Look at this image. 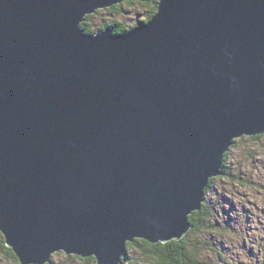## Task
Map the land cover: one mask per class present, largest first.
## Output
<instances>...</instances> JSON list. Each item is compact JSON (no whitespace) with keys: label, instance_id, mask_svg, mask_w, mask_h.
Segmentation results:
<instances>
[{"label":"water","instance_id":"1","mask_svg":"<svg viewBox=\"0 0 264 264\" xmlns=\"http://www.w3.org/2000/svg\"><path fill=\"white\" fill-rule=\"evenodd\" d=\"M148 1L0 0V231L20 264L179 239L234 138L264 133V0L79 28Z\"/></svg>","mask_w":264,"mask_h":264},{"label":"rangeland","instance_id":"2","mask_svg":"<svg viewBox=\"0 0 264 264\" xmlns=\"http://www.w3.org/2000/svg\"><path fill=\"white\" fill-rule=\"evenodd\" d=\"M125 3L128 2L122 4ZM101 17L103 15L91 21L95 22ZM115 18L125 23L128 30L134 28L143 19L141 16H136L128 7L116 12ZM233 142L224 159L233 178L228 177L227 180L223 175L213 177L205 188L208 204L203 203L202 208L206 206L214 212L212 221L206 226L204 222L198 223L195 226L200 229L199 233L196 236L188 235L193 234L192 227L186 236L192 237L193 240L196 238V241L202 243V251L197 248L199 263L206 256L212 258L214 264H264V133L249 137L242 135ZM226 165L223 164V167L225 168ZM197 216L198 214L194 217ZM130 243H127V247ZM55 252L49 254L51 264H97L91 261V258L86 259L88 263L79 255L69 256L64 252ZM218 255L221 259L215 260L214 256ZM119 261H124L123 264H135L136 254L127 248ZM0 264H20L16 257L10 256L1 236Z\"/></svg>","mask_w":264,"mask_h":264},{"label":"trees","instance_id":"3","mask_svg":"<svg viewBox=\"0 0 264 264\" xmlns=\"http://www.w3.org/2000/svg\"><path fill=\"white\" fill-rule=\"evenodd\" d=\"M124 7L130 8L136 16L143 17V19L140 20L138 24L135 25V27L138 26L140 23L149 22L156 15L158 10L156 0H149L146 3L128 2L125 4L111 7L109 9H104L103 11H98L93 15L87 16L85 20L82 22V28L88 33H95L100 29L103 28L105 29L106 27L112 28L114 30V33L117 34L128 32L130 30L127 29V25H125V23H122L117 18H115V13L122 10ZM99 15H103V17H101V19L99 20H96L95 22L91 21V19L96 18ZM224 165H226V160L224 161ZM223 176L227 177V180L228 177L233 178V174L231 177L230 171L226 167L225 168L223 167ZM207 202L208 201L206 200V204H208ZM213 213L214 212L211 211L209 208L203 206V208L200 211L192 215L190 217V222L193 227V234L190 233L188 235L196 236L199 233L200 229H197L195 225L204 222L206 226V224L212 221L211 218L213 217ZM196 214H198V216L194 217ZM0 236L3 242L6 243V241L3 238V235L0 234ZM191 238L192 237L190 236H186L183 240L171 241L166 244H161V243L151 244L145 240L137 239L134 243L128 244L127 248L133 250V252L136 254L135 264H143V263L144 264H195V263L214 264L212 262V258L209 259V257L206 258V256L205 259L199 263L200 256H198L197 248H199L202 251V246H201L202 243L196 241L197 240L196 238L194 240ZM7 251L10 253V256L12 258L15 257L12 250L9 249L8 247H7ZM221 256L220 255L214 256L215 260L216 259L220 260ZM82 259L81 261L84 262V260ZM86 262L89 263L88 260H86ZM123 262H121L120 264H123ZM46 264H51V262H47Z\"/></svg>","mask_w":264,"mask_h":264},{"label":"bare ground","instance_id":"4","mask_svg":"<svg viewBox=\"0 0 264 264\" xmlns=\"http://www.w3.org/2000/svg\"><path fill=\"white\" fill-rule=\"evenodd\" d=\"M157 14H158V12H157ZM156 14V15H157ZM155 15V16H156ZM79 28L80 29H83L82 28V23H80V26H79ZM261 134V133H260ZM260 134H258V135H260ZM243 135H245V134H243ZM245 136H247V137H249V135H245ZM252 136H256V135H252ZM241 137V136H240ZM240 137H236V138H240ZM236 138H234V139H236ZM229 151V150H228ZM227 151V152H228ZM226 152V153H227ZM224 159H225V155H224V157L221 159V166H223V164H224ZM216 176H218V175H215V177ZM221 177V176H220ZM209 178V177H208ZM208 180V179H207ZM206 196V195H205ZM202 209V204H200V206H199V209L198 210H195V211H192L191 213H189L188 215H187V217H186V219H187V223L189 224V229L179 238V239H176V240H169V241H165V243H168V242H171V241H179V240H181L182 238H184L186 235H187V233H188V231L192 228V226H191V224H190V222H189V220H190V217H191V215L194 213V212H198V211H200ZM1 232V231H0ZM3 234V233H2ZM158 244H160V243H158ZM126 248V246H123V249H125ZM55 252V251H54ZM57 252H64V251H59V250H56V252L55 253H57ZM65 253V252H64ZM67 255H69V256H72V254H67ZM73 255H75V256H77L76 254H73ZM80 257V256H79ZM81 258H83V259H86L85 257H81ZM50 261V258L46 261V262H49ZM118 263H121V261H119L118 260Z\"/></svg>","mask_w":264,"mask_h":264}]
</instances>
